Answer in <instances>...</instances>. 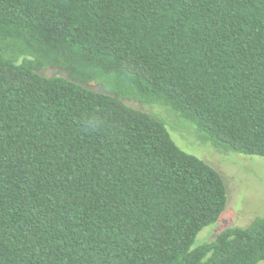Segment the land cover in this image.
Masks as SVG:
<instances>
[{
  "label": "trees",
  "instance_id": "trees-1",
  "mask_svg": "<svg viewBox=\"0 0 264 264\" xmlns=\"http://www.w3.org/2000/svg\"><path fill=\"white\" fill-rule=\"evenodd\" d=\"M132 99L264 156V0H0V264L264 260V216L194 247L223 175Z\"/></svg>",
  "mask_w": 264,
  "mask_h": 264
},
{
  "label": "rangeland",
  "instance_id": "rangeland-1",
  "mask_svg": "<svg viewBox=\"0 0 264 264\" xmlns=\"http://www.w3.org/2000/svg\"><path fill=\"white\" fill-rule=\"evenodd\" d=\"M124 101L163 120L181 148L204 159L223 175L227 186V205L216 222L199 232L194 247L212 241L227 227H245L255 218L264 216V156L217 148L204 138L195 124L164 104L141 103L134 99L129 100L130 103ZM258 264H264V260Z\"/></svg>",
  "mask_w": 264,
  "mask_h": 264
}]
</instances>
